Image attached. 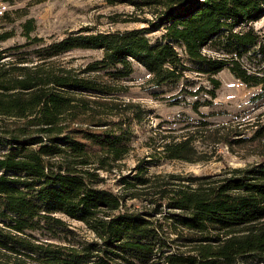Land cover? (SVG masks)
Returning <instances> with one entry per match:
<instances>
[{"label":"trees","instance_id":"1","mask_svg":"<svg viewBox=\"0 0 264 264\" xmlns=\"http://www.w3.org/2000/svg\"><path fill=\"white\" fill-rule=\"evenodd\" d=\"M109 2L151 18L140 28L84 27L57 38L36 35L25 6L0 12V44L23 39L0 45V264H264V121L250 131L204 128L216 144L253 148L258 158L243 166L161 177L138 163L119 177L121 192L101 175L119 166L142 127L134 124L145 110L133 102L118 109L111 96L133 61L154 86L204 74L209 87L186 90L206 95L190 102L195 111L212 103L222 69L258 88L252 100L264 98V37L254 27L264 0ZM78 48L101 55L79 69L60 61ZM193 142L186 134L156 147L167 159L206 160ZM132 198L140 207L127 204ZM66 218L92 236L78 238Z\"/></svg>","mask_w":264,"mask_h":264},{"label":"rangeland","instance_id":"2","mask_svg":"<svg viewBox=\"0 0 264 264\" xmlns=\"http://www.w3.org/2000/svg\"><path fill=\"white\" fill-rule=\"evenodd\" d=\"M25 6L29 15L35 18V33L38 36L60 38L69 31L88 27L93 31H113L147 26L144 21L151 14L144 9L140 11L130 3L110 4L109 0H0V12L5 8ZM264 37V16L254 23ZM160 30L148 33L154 40ZM19 36L2 42L1 46L22 42ZM97 49H72L59 57L67 66L76 69L84 67L90 61L99 58ZM133 72L120 81L123 90L114 93L112 99L118 102L119 108L125 102H133L145 110L136 129V137L129 153L120 161L117 168L101 175L103 185L113 191L121 192L119 177L136 172V165L143 164L147 175L165 177L168 173L181 176L200 175L219 172L224 167L243 166L255 161L256 151L251 147H229L216 144L212 136L204 133V128L222 126L250 127L264 121V98L252 100L258 91L255 86H247L235 78L227 69L220 70L216 77L220 86L209 105L200 106L197 111L191 107V101L202 99L205 93L189 95L186 90L194 91L198 86L209 87L205 75L195 70L186 71L178 81L154 86L149 83L150 75L139 63L133 61ZM94 94V93H90ZM179 98L178 103H171ZM114 108V107H112ZM109 108H105V111ZM219 128L222 131V128ZM191 134L194 146L199 152H205L206 160L187 162L161 157L156 147L162 141L172 138L180 139ZM153 143V145H147ZM143 196V195H142ZM145 202V201H144ZM127 204L140 207V199L132 198ZM69 226L80 239L89 238L92 234L79 221L66 218Z\"/></svg>","mask_w":264,"mask_h":264}]
</instances>
